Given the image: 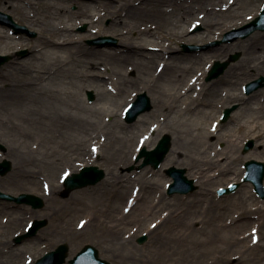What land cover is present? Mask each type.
<instances>
[{
    "label": "bare ground",
    "instance_id": "1",
    "mask_svg": "<svg viewBox=\"0 0 264 264\" xmlns=\"http://www.w3.org/2000/svg\"><path fill=\"white\" fill-rule=\"evenodd\" d=\"M16 1V8L24 12L25 25L40 30L41 36L30 44L23 34L13 31L10 33L4 25H0V52H8L12 46L32 45L37 53L33 61L21 64L12 61L0 68V111L9 112L14 108L28 118L32 115L39 120H51L56 137L61 140L56 147L45 148L44 156L48 159L60 156L62 160L70 159L74 154L84 155L88 152L87 142L92 140V154L103 158L108 149L120 150L118 155L123 158L121 161L113 162L109 159L114 172L121 162L130 161L128 155H122L123 146H130L136 140L139 146H148L153 143L152 132H160L162 128H166L176 134L172 138L168 162L187 163L203 184L227 177L233 170V163L240 157H233L222 150L210 151L213 143L205 144V140L214 135L219 139L216 132L218 127H212V123L206 127L207 122H202L194 132L191 127L185 128V121L180 123V117L160 119L150 125L149 117L161 113L163 109L171 112L180 101L184 102L185 107L180 111L181 114L194 110L196 103L202 102L207 107L205 112L209 113L216 103L238 101L239 109L233 114L234 120H238L246 108L254 114L244 122L240 121L238 129L264 140V117L261 115L264 114V104L255 105L252 102H264V88L245 95L238 87L242 85L238 83V79L242 76H246L243 79L245 81L251 79L252 76L247 74L252 70L264 73V33L256 31L243 40L193 54L183 53L172 46L180 38L190 41L198 39L189 32L198 24L205 27L211 36L215 30L222 32L228 27H236L254 19L260 8L255 6L252 11L245 13L246 5L264 0H226V6L214 5V0H124L120 2L121 6L115 4L118 0ZM72 3L78 4L76 10L70 8ZM0 8L4 10L3 6ZM104 10L107 15L116 17L113 22L117 25L113 26L112 32L119 38V45L114 48H87L83 44L82 35L74 33V23L71 21L73 17H78L93 24L105 16ZM95 12H101L97 20ZM117 26L120 28H115ZM100 30L107 32L106 28ZM236 48L242 51V58L230 65L214 83L205 84L201 75L211 68L212 58ZM42 52L43 55L50 54L49 60L43 65L38 63L39 53ZM128 66H133L134 69L137 68V73L140 72L134 79L127 74ZM11 71H21L23 75L15 76ZM56 73L61 77H76L82 81L83 90L91 87L97 102L93 105L78 102L73 104L71 110H57L50 114L35 110L38 96L54 99L61 94L59 90L43 84ZM28 74L37 76L42 81L33 82ZM166 80L171 83L170 86H162L166 84ZM138 84L143 89L155 92L150 97L157 110L151 112L153 114L144 113L134 124H128L122 121L124 107L134 98L131 87ZM214 88L218 93L205 99L210 94L209 90ZM221 88L225 89L220 94ZM110 96L116 101L106 105L104 100ZM119 104L120 116L115 109ZM259 112L261 114L257 115ZM111 116L115 119L109 121L108 117ZM184 144L192 146L189 153L181 150V145ZM35 151L27 147L24 153L32 156ZM254 155L258 157L259 153L252 151L251 156ZM70 170H65L63 175L69 174ZM144 173L145 171L140 175L143 176ZM13 176L24 182L35 178V172L27 169L26 161L22 159L16 164ZM121 177L123 176L114 174L115 179L109 182L107 200L115 202L126 198V202L133 203L137 194L131 191V176H127L125 180ZM9 180L16 184L12 176ZM141 184L146 193L154 190V185L146 181ZM43 188V199L55 201L57 193L63 191L64 184L53 180ZM77 194L78 192H73L71 198ZM220 200L221 198H214L207 203V210L199 227L191 216L194 213L189 212L190 207H181L185 201L181 196H176L169 203L170 209L165 214L160 212L159 203H155L153 199L141 214L123 212L120 216L108 215L105 220L71 218L72 214L67 212L70 210L67 202L62 210L51 216V219L54 217L53 225L41 230L35 239L49 241L57 237L65 238L73 243L70 253L72 256L79 245L76 243L79 238L91 236L101 239L104 236L107 240H103L107 244L106 248L124 256L132 264H261L264 261V202L245 195L237 203L239 210L233 215V212H226V207L220 205ZM192 203L193 201L189 205ZM23 219L22 216L12 214L3 217L0 223H9L3 226L7 228L11 224L18 225ZM146 221L152 223L146 230L153 236L155 243L159 244L151 250L138 248L133 243L135 227ZM115 243L120 246L113 245ZM129 246L132 249L123 253ZM20 251L10 255L7 263L0 260V264H15L17 260L28 263L25 258L27 252ZM28 258L30 262L34 261L32 257Z\"/></svg>",
    "mask_w": 264,
    "mask_h": 264
},
{
    "label": "rangeland",
    "instance_id": "2",
    "mask_svg": "<svg viewBox=\"0 0 264 264\" xmlns=\"http://www.w3.org/2000/svg\"><path fill=\"white\" fill-rule=\"evenodd\" d=\"M31 1H40V0H31ZM123 1L124 0H118V3L115 4L121 6V3ZM214 1H215L214 5H218V6L228 5V2L226 0L223 1L214 0ZM263 3L264 1L258 2L257 4H253V3L247 4L244 12L252 11V9L255 6L260 8L262 11ZM16 5H17L16 0H0V7L3 6L4 10H2L1 8L0 9L3 12L12 15L13 19L16 22L25 25L26 20L24 19V12L20 8L17 9ZM77 6H78L77 3H72L70 8L72 10H76ZM100 13L101 12L99 13L95 12L96 20L100 18V16H98ZM114 18L116 17L107 15L105 11V16L101 17V19H99L93 24H90V22L84 18H78V17H73L71 22L74 23L73 26L74 33L77 35H82L83 44L87 48H94V49L114 48L117 45H119V38L112 32L114 29L113 26L116 24L113 22ZM254 19L252 18L243 23H240L236 27H228L224 29L222 32H220L221 30L220 31L215 30V33H213L211 36L206 31L205 27L201 25L199 27L198 24L195 28L190 29L189 32L194 36L196 35L199 40L195 39L193 41H190L184 38L182 39L180 38L179 40H176L172 44V46L179 49L183 53H188V54L199 53L205 50H214L216 48L221 47L222 45L232 44L234 42L249 37L252 33L247 37H238L237 39L231 42L230 41L220 42L218 44H215V42L224 39L226 33L234 29H238ZM4 26L7 28L8 32L11 33L13 29L7 25ZM84 26H86V28L84 30H81L82 27ZM101 28H106L107 32L105 33L101 32L100 30ZM115 28L119 29L120 27L117 26ZM27 29L29 32H23L22 34L26 36L25 38L26 40L29 41L30 44H32L33 42L35 43L41 36V31L36 28L27 27ZM256 31L264 33V30H256ZM101 36H110L115 40V42L107 43L104 46L90 43V40L99 38ZM9 44L12 45L11 42H9ZM184 44L198 45L200 48L196 50H186L184 48ZM39 54H40V59H38V63L43 65L49 60L50 54L43 55V52ZM0 55L9 56V60L6 61L3 65H1L0 66L1 68L8 62H12V61L19 62L20 64L33 61L37 53L36 51H34L32 45H28V46H18V47L12 46L11 50L4 53L0 52ZM235 55H238V58L233 60V57ZM241 58H242V51L239 48L229 49L223 54L215 55L212 58V61L210 60L211 61L210 64L213 65L217 60H220L222 62L230 61V64L228 65L229 67L230 65L238 62ZM74 65L76 68H78L77 64ZM207 65L208 62L207 64H205V67H207ZM127 70H128L127 74L132 79H134L135 76L140 73V72L137 73V68L134 69L133 66H128ZM202 71L203 69L200 70V72ZM11 72L13 74L15 73V76L23 75L21 71L19 72L11 71ZM208 73L209 70L206 74L201 75V80L204 81L205 84L211 85L220 77L219 76L212 80H208L207 79ZM58 74L59 73H56L51 77L50 80L43 82V84H46L47 86L59 90L61 94L54 99L38 96L37 97L38 104L35 107V110H39L41 113L50 114L57 110H61V111L71 110L73 104L78 102L81 103L84 102V104L86 105H93L94 103L97 102L96 94L91 87L88 86L85 90H83L81 88L83 85L82 81H80L76 77L70 75L69 77H61ZM247 76H252V78L245 81L243 79L246 76H242L240 79H238V83H242V85L241 86L239 85L238 87L240 91L245 95H247L245 91L246 84L264 76V73H258L252 70L247 74ZM28 77L33 82L42 81L39 77L36 78L37 76H31V74H28ZM232 83L236 84L237 82H232ZM170 84L171 83L168 80H166V84H162V86L166 85L167 87L170 86ZM262 88H264V86L261 87L260 89ZM223 89L225 88L220 89L219 91L220 94H221V90ZM130 91L131 93L134 94V98L132 101H130L128 104L125 105L124 113L126 108L136 99L137 94L144 91L147 92L150 96H152L153 93H155L153 91L143 89V86L140 84L131 87ZM91 92L93 93L92 99H90L89 96V93ZM209 93L210 94L207 95L206 98L204 96L205 99H207L211 95H216L218 92L214 88V89H210ZM252 93H254V91ZM105 100L104 103H106V105L109 104V102L111 103L112 101H116V99L112 96L107 97ZM252 102L255 105L264 104V102H259L257 100ZM183 103L184 102L180 101L176 105L177 107L171 112H168L167 110L163 109L161 113L152 115L151 117H149L150 125L152 123L154 124L159 122L160 119L167 120V119L180 117V123H183L185 121L186 122L185 128L191 127V129H193L194 132L197 131L199 124L202 125L201 124L202 122H207L206 127L210 126L209 123H212V127L214 128L218 127L216 132L218 136H220V138L218 137L219 139H217V135H214L210 137V139L208 138L207 140H205V144L208 142L213 143L211 145L210 151L216 152L222 150L228 152L233 157H237V158L240 157V159H238L237 162L235 161L233 163V170L230 172V174L227 177L217 178L216 180L210 183L203 184L200 182L197 175L192 171V169L188 166L187 163L168 162L167 160L169 158L170 152L168 153L164 163L159 168H154L149 165L139 169L138 165L141 162L139 164L136 163V157L141 147L138 144V140H136L130 146L122 147V155L124 156L128 155L130 157V161L121 162V164L118 165V168L115 169L114 172L113 170H111L112 165H110V162L121 161L123 159L121 156L118 155L120 154V150L115 148H112L111 150L108 149V151H106L104 155L105 157L103 158L101 156H98L97 154H92V146H91L92 140H89L87 142L88 152H86L84 155L74 154L70 159L63 158L62 160L60 156L57 158L54 157L48 159L46 156H44L45 148L50 146L56 147L59 141L61 140L60 137H56L57 133L52 124V121L48 119L39 120L32 115L28 118L24 114L19 113L14 108H11L9 112L0 111V116H2L0 118V143L2 144V147L0 148V161H2L3 159H9L13 163L12 170L8 172L6 175L0 176V191H3L4 193H8L14 196H18L21 193H31L43 198L45 197L43 187L48 185L49 182L53 180H57L58 182L60 181V183L62 184L64 183L63 173L65 170L71 169L70 171L72 173H75V172H79L83 166H87V165H97L98 167L104 169L106 172L105 178H107V181H104L105 180L104 178L95 185H89L83 188L75 189L69 194H65L64 191L65 187H64L63 191H59L57 193L56 195L57 199L55 201L45 199L44 206L42 208H34L33 206L26 203H17L15 201H10L0 198V222L2 221L3 217L10 216L12 214H16L24 218L22 221L18 223V225L11 224L7 228H3V226L8 225L9 223H3V224L0 223V260L7 263L9 261L10 255L16 254L18 250H21L20 252H27L25 258L28 261V263L17 260L15 264H34L45 253L56 249L62 243H67L69 246V252H68V257L66 259V264H69L70 260L73 259L77 255V253L87 244H91L95 246L99 251L100 257L106 259L112 264H132V262L127 261L124 256H120L118 253L112 252L109 249H107L106 248L107 244L103 241L106 240L104 236H102L101 239L97 237L94 238L91 236H83L79 238L76 241V243H78L79 245L77 247L76 252L72 256L70 255V253H71V245L73 243L65 238L57 237L50 239L49 241L35 239L37 238L38 233L41 230L47 228L48 225H53L54 217L51 219V216H53L58 211L62 210L67 202H68L67 208L70 209L67 212L72 214L71 218L89 217L94 219L100 218V220H105V218L108 215L120 216L121 213L123 212L133 211L134 215L141 214L146 209L145 208L146 205L148 206L153 199L155 203H159L160 212L162 214H165L170 209L169 203H172L171 201H174V198L176 196H181L185 198L184 201L185 205L183 204L181 205V207H186V208L190 207L189 212L194 213L191 216L194 217L196 222L195 225L198 227L201 226L202 224L203 215H205V212L207 210V203L212 199L214 200V198H221L220 205L222 204L223 206L226 207V212H228V214L233 212V215L234 212L239 210L237 203L241 202V199L245 198V195H251L252 197L264 202V197H261L256 192L253 183L242 182V179L246 171L245 169L246 161L251 159H256L258 161L264 162V154H262L264 152V140L260 139L255 134H247L244 130L238 129V123L240 121L244 122L246 119H248L250 116L254 114L251 111H248V109L246 108L242 111V114L240 115L241 117L238 120H234L233 114L239 109L238 101H230L225 104L216 103V105L214 104L213 107H211L209 113L205 112L207 107L202 102L199 104L196 103L194 105V110L186 111L185 114H181L180 111L181 110L183 111V108H185L183 106ZM120 107H121L120 104L119 106L115 107L119 116L121 114ZM229 107L234 108V111L232 112L230 117L226 121H224L223 120L224 110ZM156 110H157V106L156 104H153V108L145 113L146 114L151 113ZM8 114L10 115L9 118L7 117ZM259 114L261 113L259 112L257 115ZM261 115L264 117V114ZM114 119L115 118L112 116L108 117L109 121H112ZM261 120L262 119H260V121ZM122 121L131 124L127 122L124 117L122 118ZM135 122H132V124H134ZM204 125L205 124H203V126ZM164 134H169L172 136V138L176 137V134H174L173 132H169L166 128H162L160 132L158 131L152 132L153 143L149 144L146 147L148 149L154 148ZM249 139H253L255 144L251 150L245 153L244 146ZM102 140H104V138ZM27 147H31L34 150H36L32 156L26 155V153H24ZM191 147H192L191 145L184 144L181 145V150L183 152L189 153ZM252 151H257V153H259V155H257L258 157H256V155L251 156ZM22 159L26 161L27 169L35 172V178H31L29 179V181L25 180L24 182H20L19 179L14 178L13 176V174L16 172V164L19 163V161ZM58 159L60 160L57 161ZM133 165H135V167L133 170L130 171L129 168L132 167ZM172 166H176L178 168H185L187 171L186 175L189 178L195 180V183L198 186L197 190L189 194H179V193L172 195L168 194L167 187L169 183L173 181V179L167 174V169ZM144 171H145L144 175L141 176L140 174L143 173ZM114 174L117 175L119 174L123 176L121 177L123 180H125L127 176L129 177L131 176V178L129 179V184L131 187H133L132 188L133 190L131 191L132 193L134 191L135 194H137V199L133 203L126 202L127 201L126 198L115 202L113 201L110 202L107 200L108 198L107 191L109 189L108 184L111 180L115 179ZM11 176L13 177L14 182L16 184H13L9 180ZM140 178H142L143 180L142 179L140 180ZM143 181H146L149 184L154 185L153 188L154 190L153 191L149 190L146 193L145 190H143V186L141 184V182ZM231 183H240V186L230 194L219 195L218 193L219 189L222 187H227ZM164 187L165 190L163 189ZM73 192H78V194L73 196L72 199L71 194ZM191 201H193V203L192 205H189ZM36 219L46 220L47 223L45 224V226L40 228L36 234L24 238L21 242H17L16 241L17 237L19 235L26 233L31 222ZM149 225H152V223L146 221L141 225H139V227H135L136 232L133 233V243L136 247L142 248L144 250H151L154 249L157 245H159L155 243V239L153 238V236H151L149 232L146 230V228ZM143 235H146L147 239L143 243H141L139 242V239ZM113 245L117 247L120 246L119 243H115ZM131 249L132 247L129 246L126 249H124L125 251L123 253H127V251H130ZM28 257H32L34 261L30 262L29 261L30 258ZM261 264H264V261L261 262Z\"/></svg>",
    "mask_w": 264,
    "mask_h": 264
},
{
    "label": "water",
    "instance_id": "3",
    "mask_svg": "<svg viewBox=\"0 0 264 264\" xmlns=\"http://www.w3.org/2000/svg\"><path fill=\"white\" fill-rule=\"evenodd\" d=\"M0 22L8 23L10 25L15 26L18 31L27 30L26 27L17 24L10 15L5 14L0 11ZM85 26L82 27L81 30H84ZM256 29H264V10L261 15L256 18L251 23L243 26L238 30H234L231 33H228L224 39V41H232L240 36L245 37L248 36L250 33L255 31ZM236 33L235 35H232ZM91 43H97L99 45H104L106 43L115 42L114 39L111 37H100L96 40H91ZM189 49L198 48L196 46H187ZM238 55H235L233 59H237ZM8 59L7 56H0V65H2ZM229 61L220 62L217 61L209 74L208 79H213L221 75L225 69L228 67ZM264 86V77L259 78L253 82L247 84V92L251 93L252 91ZM90 97L93 98V93H89ZM152 108V104L150 98L146 93L140 94L138 99L130 106L127 111V119L128 121H134L139 114L142 112L148 111ZM234 108H228L225 110V120L230 116L231 112ZM254 145V141L250 140L245 148V151H248ZM0 146H2L0 144ZM171 148V136L165 135L157 145V147L153 150H147L144 148L139 157L142 158L145 156V160L140 168L146 165H153L154 167L158 168L161 163L165 160L167 153ZM246 167L248 169V173L245 180H251L256 185V190L264 196V162H259L256 160H251L246 163ZM133 167H130L129 170H132ZM12 169V163L9 160H4L0 162V175H4ZM168 174L172 176L175 181L170 185L169 193L173 194L176 192L179 193H189L196 189L194 185V180L188 179L185 175L186 170L180 169L176 167H171L168 169ZM105 176V171L100 169L98 166H86L84 167L80 173H74L72 176L68 177L66 180V193L71 192L72 190L80 187H84L90 184H96L100 180H102ZM237 185H233L230 189L221 190L220 193H224L226 191L234 190ZM0 197L15 200L19 203L27 202L31 203L34 207H42L44 205V201L42 198L33 195V194H26L23 193L19 197L6 194L0 191ZM46 221L43 220H36L29 231L28 234L22 235L18 237V241H21L27 236L33 235L37 232L39 228L44 226ZM146 236H143L139 239L140 242L146 240ZM68 245L61 244L56 250L48 252L45 256L40 258L35 264H64L66 261V257L68 255ZM71 264H111L108 261L101 259L99 257L98 250L92 245H86L83 250L70 262Z\"/></svg>",
    "mask_w": 264,
    "mask_h": 264
},
{
    "label": "snow or ice",
    "instance_id": "4",
    "mask_svg": "<svg viewBox=\"0 0 264 264\" xmlns=\"http://www.w3.org/2000/svg\"><path fill=\"white\" fill-rule=\"evenodd\" d=\"M67 175V174H66Z\"/></svg>",
    "mask_w": 264,
    "mask_h": 264
}]
</instances>
